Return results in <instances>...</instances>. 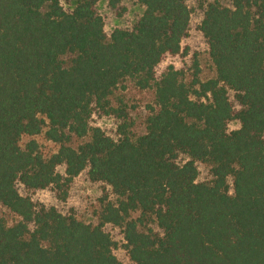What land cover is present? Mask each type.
Here are the masks:
<instances>
[{
    "label": "trees",
    "instance_id": "16d2710c",
    "mask_svg": "<svg viewBox=\"0 0 264 264\" xmlns=\"http://www.w3.org/2000/svg\"><path fill=\"white\" fill-rule=\"evenodd\" d=\"M98 1L0 0V204L14 216L0 218V264H124L106 224L132 264H264V0L206 3L216 74L191 80L157 73L183 49L191 0H135L143 14L110 36ZM128 82L154 91L142 130L118 93ZM83 171L110 186L95 223L18 188L65 198Z\"/></svg>",
    "mask_w": 264,
    "mask_h": 264
},
{
    "label": "rangeland",
    "instance_id": "374dc122",
    "mask_svg": "<svg viewBox=\"0 0 264 264\" xmlns=\"http://www.w3.org/2000/svg\"><path fill=\"white\" fill-rule=\"evenodd\" d=\"M209 0H191L192 8L190 28L182 42V51L176 55H167L157 67L160 75L170 65L183 73L187 80H191L196 68H199L201 79L213 77L216 74L215 66L209 54L207 41L199 26L204 16V6ZM66 8H70L77 0H62ZM224 4H231V0H221ZM96 8L103 16L105 30L108 36L116 27L131 28L133 24L143 14L145 7L135 0H121L117 7H112L108 0H99ZM127 89H120L121 93L132 109V117L136 121L137 129H143V120L147 108L153 103L154 91L141 90L133 83H127ZM92 124L102 126L105 131L115 135L116 124L112 118L94 116ZM239 126L237 121L230 123L229 128L234 129ZM42 151L48 153L58 149V145L46 139L44 134L35 136ZM29 136H24L22 142L29 140ZM200 178H210L209 169L205 164L199 163ZM19 190L23 194L30 195L36 204L54 205L65 214H72L85 222H97L96 211L100 206L103 197L110 194V186L104 182L92 181L88 178L87 172L83 171L76 176L67 188L65 198L55 188L49 187L41 190L27 189L24 185L18 184ZM11 212L0 204V218L5 220L13 219ZM105 229L110 233L116 245L114 251L124 264H132L125 248L123 229L113 224H106Z\"/></svg>",
    "mask_w": 264,
    "mask_h": 264
}]
</instances>
